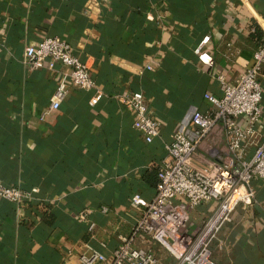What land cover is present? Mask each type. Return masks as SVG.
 <instances>
[{"label":"crops","instance_id":"obj_1","mask_svg":"<svg viewBox=\"0 0 264 264\" xmlns=\"http://www.w3.org/2000/svg\"><path fill=\"white\" fill-rule=\"evenodd\" d=\"M255 27L264 33V0H0V180L33 193L23 206L0 201V264H82L86 246L100 243L111 261L140 215L132 197L153 199L164 145L188 109L206 112L204 94L220 96L219 77L231 84L251 66ZM207 35L213 68L193 54ZM44 37L65 39L88 62L105 95L96 107L92 93L69 85L59 110H49L67 69L22 64L24 49ZM260 82L259 142L264 67ZM133 92L161 123L150 144L116 99ZM225 152L218 127L202 153ZM255 191L228 226L225 249H213L216 264H264V182Z\"/></svg>","mask_w":264,"mask_h":264},{"label":"built area","instance_id":"obj_2","mask_svg":"<svg viewBox=\"0 0 264 264\" xmlns=\"http://www.w3.org/2000/svg\"><path fill=\"white\" fill-rule=\"evenodd\" d=\"M209 42V35L203 37L193 54L200 65L213 68ZM47 61L67 69L50 99V111L59 110L69 85L92 93L91 107L104 100L88 62L74 55L65 39L44 37L36 46L24 49L22 64L27 70L43 69ZM263 67L264 45H260L251 66L233 83L219 77V97L204 94L209 105L206 112L195 107L188 109L171 141L164 145L165 157L159 166L153 199L144 202L139 195L131 199L132 205L140 208L131 233L112 250L111 261L102 252L105 244L100 243L99 249L87 245L79 257L82 264H216L213 249H225L226 230L236 211L254 203L255 183L264 182V141H258L256 131L262 118ZM146 70L153 72L154 68L149 64ZM116 99L131 111L134 127L146 143H152L159 136L161 123L153 117L144 95L133 92ZM218 127L226 152L205 159L202 145ZM32 200V192L0 180V201L23 206ZM102 213L106 214L107 209L103 208ZM94 229L95 224L90 223L89 232Z\"/></svg>","mask_w":264,"mask_h":264},{"label":"trees","instance_id":"obj_3","mask_svg":"<svg viewBox=\"0 0 264 264\" xmlns=\"http://www.w3.org/2000/svg\"><path fill=\"white\" fill-rule=\"evenodd\" d=\"M254 30L255 31L253 34V39L256 40V42H258L259 45H264V33L258 27H255ZM157 179H158V170H157Z\"/></svg>","mask_w":264,"mask_h":264},{"label":"rangeland","instance_id":"obj_4","mask_svg":"<svg viewBox=\"0 0 264 264\" xmlns=\"http://www.w3.org/2000/svg\"><path fill=\"white\" fill-rule=\"evenodd\" d=\"M199 216L198 215H195V218H198ZM197 220H200V217L197 219ZM228 229L226 230V236H227V233H228Z\"/></svg>","mask_w":264,"mask_h":264}]
</instances>
